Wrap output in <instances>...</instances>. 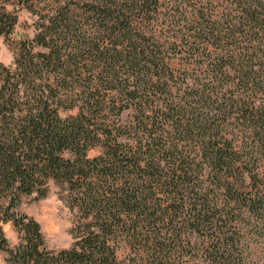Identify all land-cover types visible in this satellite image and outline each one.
Returning a JSON list of instances; mask_svg holds the SVG:
<instances>
[{
    "label": "trees",
    "instance_id": "16d2710c",
    "mask_svg": "<svg viewBox=\"0 0 264 264\" xmlns=\"http://www.w3.org/2000/svg\"><path fill=\"white\" fill-rule=\"evenodd\" d=\"M14 4L1 36L33 20L0 62L6 264H264V0ZM51 181L80 213L63 248L18 209Z\"/></svg>",
    "mask_w": 264,
    "mask_h": 264
},
{
    "label": "rangeland",
    "instance_id": "374dc122",
    "mask_svg": "<svg viewBox=\"0 0 264 264\" xmlns=\"http://www.w3.org/2000/svg\"><path fill=\"white\" fill-rule=\"evenodd\" d=\"M17 0H0V5H5L7 10H13ZM33 17L26 10H18V22L9 38L0 35V62L8 64L12 61L15 52V40L30 36L32 30L30 23ZM97 153V149L89 151L90 155ZM18 209L34 217L41 225L45 243L49 248H63L71 244L72 228L80 218V213L65 199L60 185L51 181L48 192L43 197L35 194L24 195ZM4 233L9 246L19 241V234L11 221L3 224ZM6 252L0 251V264H6Z\"/></svg>",
    "mask_w": 264,
    "mask_h": 264
}]
</instances>
